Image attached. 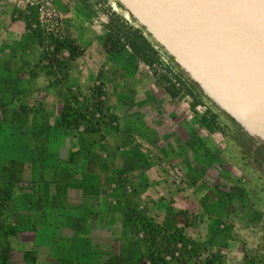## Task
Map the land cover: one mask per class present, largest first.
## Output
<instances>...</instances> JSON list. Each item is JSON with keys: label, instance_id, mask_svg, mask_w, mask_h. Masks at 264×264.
<instances>
[{"label": "crops", "instance_id": "0c3cea01", "mask_svg": "<svg viewBox=\"0 0 264 264\" xmlns=\"http://www.w3.org/2000/svg\"><path fill=\"white\" fill-rule=\"evenodd\" d=\"M19 24L12 17L5 29L0 27V36L13 35L12 43H0V48L20 45L23 34H12L22 29ZM90 50L83 46V57L72 61L73 67ZM28 54L18 67L38 64ZM97 56L105 116H114L116 123L96 132L58 126L59 114L49 118L45 112L53 105L35 103V90L43 84L46 99H54L47 78L41 82L37 74L14 78L2 72L0 102L9 104L5 110L19 95L17 88L18 100H29L25 113L0 125V180L7 186L5 216L13 226L7 241L13 253H22L25 264H138L145 251L137 213L145 207L154 224L165 226L173 218L170 213L180 209L172 201L176 196H165L158 186L154 171L160 154L179 161L184 175L195 174L187 164L203 147L196 133L202 134L204 127L192 120V111L172 99L127 48L107 53L100 46ZM68 78L74 81V75ZM181 214L175 217L178 223L186 216ZM166 261L185 264L173 257Z\"/></svg>", "mask_w": 264, "mask_h": 264}, {"label": "rangeland", "instance_id": "374dc122", "mask_svg": "<svg viewBox=\"0 0 264 264\" xmlns=\"http://www.w3.org/2000/svg\"><path fill=\"white\" fill-rule=\"evenodd\" d=\"M12 17L22 27L14 29L12 34L22 33L24 37L14 50L0 48V80L2 72L7 71L14 78L23 74H37L41 82L47 78L52 94L55 93L54 99H46L44 84L35 90L38 93L33 98L37 104L53 105V109L47 108L45 112L49 118L54 113L59 114V120L64 110V116L70 118L69 108L76 110L85 105L97 108L98 102L105 108V96L98 101L91 99L94 88L105 92L99 69L101 61L97 56L100 46L105 50L110 34L114 42L120 38L121 44H127L126 29H122L125 23L143 30L115 0H0V27L5 29ZM71 27L75 33L71 32ZM11 39L0 36V43H12ZM71 43L77 50L91 46L90 55L74 67L69 54ZM57 50H60L59 55ZM27 52L38 64L18 67L17 62ZM157 52L160 62L150 69L145 66L147 72L151 75L155 72L158 82L165 75L170 86L179 91L178 104L192 111V120L204 117L211 131L203 128L202 134L196 133L202 136L203 147L201 151L196 150L198 157L191 156L187 164L195 170L192 176L183 174L184 167L179 166V161L160 154L154 171L159 177L158 186L165 196L167 192L176 196L172 201L180 209L170 213L169 217L173 218L165 226L154 224L145 207L137 213L144 230L143 264H149L151 253H156L154 258L162 259L165 264L171 257L185 264H264V146L249 137L196 86L195 89L189 85L190 81L179 69L180 74L174 72L171 58L158 46ZM7 58L9 60L4 61ZM70 75H74V81L68 78ZM25 87L28 91L32 89L30 84ZM15 90L21 96L19 88ZM95 92L98 94V90ZM19 95L14 103L11 101V109L5 110L9 104L0 102V125L11 122L13 115L26 112L29 100L21 102ZM74 98L79 106L75 105ZM57 102L60 105H56ZM92 112L86 113L88 117ZM95 118L99 120L98 115ZM108 119H115L114 116L105 119V123L113 125ZM87 126L83 124V129ZM8 200L6 183L0 180V264H25L22 253H13L7 241L13 229L12 222L5 216ZM183 211L186 216L178 223L175 217ZM200 214H203L202 226L199 225ZM237 231L242 233V241L238 240Z\"/></svg>", "mask_w": 264, "mask_h": 264}, {"label": "water", "instance_id": "95a60500", "mask_svg": "<svg viewBox=\"0 0 264 264\" xmlns=\"http://www.w3.org/2000/svg\"><path fill=\"white\" fill-rule=\"evenodd\" d=\"M197 89L264 146V0H115Z\"/></svg>", "mask_w": 264, "mask_h": 264}, {"label": "trees", "instance_id": "16d2710c", "mask_svg": "<svg viewBox=\"0 0 264 264\" xmlns=\"http://www.w3.org/2000/svg\"><path fill=\"white\" fill-rule=\"evenodd\" d=\"M124 25L122 29L124 28L126 29L127 44H121L120 38H117V41L114 42L110 34L104 44L105 50L109 53L111 52L117 53L121 51L123 47H127L129 48L133 56L137 58L145 66H147L149 69L152 66L159 64L160 62L159 55L157 50L155 49L157 45L154 44L149 39V37L144 32V30L140 28L127 26L126 23ZM69 49H70L69 54L71 61H74L77 58L81 57L84 53L83 50H77V47L73 45V43H71V47ZM57 54L58 55L60 54V50H57ZM171 67L174 70V72H176L177 74L181 73L172 62H171ZM152 76L156 78L157 74L155 72H152ZM159 83L164 85L163 86L164 90L172 99L178 98L179 91L175 90L174 86H170L169 81L165 75L159 78ZM188 83L189 85H192L193 88H195L194 84H192L191 82ZM100 89L94 88L93 91H91L92 94L91 99L93 101L95 100L98 101V98L105 96V92ZM96 90H98V94H96L95 92ZM83 100L86 101L85 98ZM74 101L76 106L80 105V103L77 101V98H74ZM103 105L104 104L98 102L96 104L97 108H94L93 106H89V105H85L82 108H78L76 110H74L73 108H69L68 110H70L69 111L70 118L64 116L65 115L64 114L65 110H64V112H62V114L60 115L58 126H62L68 129H76V130L80 129L83 130V132H96L97 129L102 125H107V122L105 123L106 116L104 111L105 108ZM90 110L91 111L93 110V112L90 113V116L88 117L86 113H88V111ZM95 115H98L99 120H96ZM108 120L113 124L116 123V119H108ZM198 121L206 130L211 131V125H209V123L204 117L198 118ZM83 124H87L88 126L83 129ZM156 255H157L156 253H151L150 256L152 258L149 259L148 261L149 264H165V262L162 259L154 258ZM143 262L144 259L138 260V264H143Z\"/></svg>", "mask_w": 264, "mask_h": 264}, {"label": "built area", "instance_id": "2783aa9c", "mask_svg": "<svg viewBox=\"0 0 264 264\" xmlns=\"http://www.w3.org/2000/svg\"><path fill=\"white\" fill-rule=\"evenodd\" d=\"M156 50H157V47H156ZM165 60V59H164Z\"/></svg>", "mask_w": 264, "mask_h": 264}, {"label": "bare ground", "instance_id": "6f19581e", "mask_svg": "<svg viewBox=\"0 0 264 264\" xmlns=\"http://www.w3.org/2000/svg\"><path fill=\"white\" fill-rule=\"evenodd\" d=\"M127 11V10H126ZM128 12V11H127ZM129 14V13H128Z\"/></svg>", "mask_w": 264, "mask_h": 264}]
</instances>
